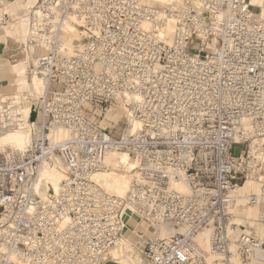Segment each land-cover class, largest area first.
<instances>
[{
    "label": "built area",
    "instance_id": "2783aa9c",
    "mask_svg": "<svg viewBox=\"0 0 264 264\" xmlns=\"http://www.w3.org/2000/svg\"><path fill=\"white\" fill-rule=\"evenodd\" d=\"M24 6L18 51L45 93L0 95V264H111L132 235L141 264L264 262V238L234 219L258 178L264 225V0ZM68 24L86 36L71 49ZM14 133L28 142L1 143ZM115 153L136 167L122 196L93 180ZM42 169L64 174L57 190L37 187Z\"/></svg>",
    "mask_w": 264,
    "mask_h": 264
},
{
    "label": "rangeland",
    "instance_id": "374dc122",
    "mask_svg": "<svg viewBox=\"0 0 264 264\" xmlns=\"http://www.w3.org/2000/svg\"><path fill=\"white\" fill-rule=\"evenodd\" d=\"M26 0H0V95H8V94H14L16 87L15 84L20 81H24L26 78H31L33 75V66L32 64L35 62V60H24L23 55L20 54V51H18V48L21 43L24 42V27L22 26V33H20V23L19 19L23 16V12L25 10L24 2ZM250 3L255 6L259 7L262 0H249ZM71 25L75 31L76 36L72 37L69 34H66L67 40L70 41V44L72 43L74 46L79 45L82 41L86 39V36L83 34L84 30L79 29L76 27V24H68ZM82 35H80L79 33ZM77 33L79 35H77ZM40 52H33V59L38 56ZM42 55V53L40 54ZM32 61V62H31ZM27 62V68H28V77L25 76L27 70L24 69L25 66L23 63ZM21 70L24 71V76L22 78H18V72ZM12 72L14 74H12ZM28 87H24V84H21L20 87H18V93L23 92ZM28 90V89H27ZM120 127V124H118ZM235 152H238V150H235ZM118 156V154H114ZM111 158V157H109ZM115 164V165H114ZM114 169L109 173L110 175H104L106 180H109L110 183H116L114 180L118 179V176L120 177L121 181L118 183L119 186L123 185L124 181H129V175H127L124 171V168L117 165L116 161L115 163L110 164ZM115 166V167H114ZM122 168V170H121ZM123 175H127L126 177ZM261 177H264V170L260 174ZM119 179V180H120ZM117 180V181H119ZM255 181V182H254ZM249 182L256 183L255 185H260L259 180L256 182V179L243 181L242 184L239 187H244ZM246 183V184H245ZM258 185V187H260ZM127 188V187H126ZM238 189V188H237ZM255 194L249 193L247 198H244L241 200V198L237 197V211L235 214V222L238 224V232L240 231H246L255 233L258 237L264 238V225H255V221L258 218V214L260 212V209H251L253 202H251L250 199H254ZM247 200V201H246ZM260 203V200H257ZM254 220V221H253ZM151 232H147L146 236L151 237ZM129 236V233H128ZM137 240V237L135 235L130 236L129 241ZM129 241L125 242V247L123 250V255L126 257V259L130 262V264H141V260L139 257L138 251L129 245ZM127 243V244H126ZM117 248V247H116ZM116 248L112 249L111 251H116ZM129 255L132 256V259H129ZM236 261V264H242L240 258ZM116 264V263H111ZM248 264V262H246ZM254 264V263H251ZM260 264H264V262H260Z\"/></svg>",
    "mask_w": 264,
    "mask_h": 264
},
{
    "label": "bare ground",
    "instance_id": "6f19581e",
    "mask_svg": "<svg viewBox=\"0 0 264 264\" xmlns=\"http://www.w3.org/2000/svg\"><path fill=\"white\" fill-rule=\"evenodd\" d=\"M26 1H27L28 5H31L35 2V0H26ZM147 1L150 4L157 5L159 7H164L166 5H172L174 3L179 2V0H147ZM20 25H21V28H22V26L24 27L23 23H20ZM64 30H65V36H64L65 37V39H64L65 44L69 49H71L72 46H74V45L72 43L70 44V41L67 40L66 34H69L70 36L72 35V37H74V36H76V31L71 25L66 26ZM172 30H173V21L170 20L166 26V29H165L166 35L168 38H170ZM21 33H22V29H21ZM78 33H77V35H79V34L82 35L81 33H79V34ZM23 36H25V27H24ZM35 62H36V60H35ZM35 62L33 63L34 65H35ZM23 65L25 66L24 69L27 70L25 76L28 77L27 62L23 63ZM18 76H19L18 78H22L24 76V71L21 70L20 72H18ZM21 84H24V87H28L27 88L28 90L25 89L23 92L18 93L17 90ZM15 87H16V90H15L16 96L31 95L33 97L40 98L45 93V83H44L43 79H41L39 76H36L34 73H33L31 78L28 77V78L24 79V81L17 82L15 84ZM28 140H29L28 134L14 133V134L4 135L1 143L8 145V146H14V147L20 148V147H22L23 144L28 142ZM115 154H118V153H115ZM109 157H111V158H109ZM115 161H116L117 165L124 168L125 173L127 175H129V177H128L129 181L125 180L123 185H121V186H119L120 184H118L121 181L119 176L117 179V180L120 179L119 181H117L116 179L114 180L116 183H110V181L106 180L105 176H104V175H106V173H107V175H110L109 173L114 169L110 164L115 163ZM104 163L109 169L105 172L95 174L93 176V180L96 181L100 185V187L107 192L113 193L117 196L124 195L127 192V189L129 188V184L131 182L133 172L136 169L135 163L131 160V158L126 153H119L118 156H116L114 154H110L109 156H107L104 159ZM122 168H121V170H122ZM260 172H262V169L260 170ZM127 175H123V176L126 177ZM258 177H260V175ZM63 178H64V174L59 170L42 169L38 174L37 187L39 189H42L43 191L46 189V187H49L52 190H57L59 183L63 180ZM257 181H258V178L256 179V182ZM254 182H249L247 184L245 183L246 185H244V187L243 186L239 187L235 193H236L237 197L241 198V200L244 198H247L249 193L250 194L254 193L255 197H256V201L251 203L252 204L251 209L256 210L257 208L258 209L261 208L262 202H261L260 198H258L259 188H260V187H258L259 184L255 185L256 183H254ZM257 200H260V203ZM257 210H256V212H257ZM255 225L258 226L259 224L255 223ZM163 236H161V237H163ZM208 238H209V232H204V233L200 234L196 239L197 243L199 244V247H201V249H203L204 251H208ZM125 242H127V241H124L121 245L117 246L116 251L110 250L107 253L106 258L110 263L130 264V262L123 255L122 249L126 246Z\"/></svg>",
    "mask_w": 264,
    "mask_h": 264
},
{
    "label": "water",
    "instance_id": "95a60500",
    "mask_svg": "<svg viewBox=\"0 0 264 264\" xmlns=\"http://www.w3.org/2000/svg\"><path fill=\"white\" fill-rule=\"evenodd\" d=\"M31 117H32V120H33V119H34V114H32V116H31Z\"/></svg>",
    "mask_w": 264,
    "mask_h": 264
},
{
    "label": "crops",
    "instance_id": "0c3cea01",
    "mask_svg": "<svg viewBox=\"0 0 264 264\" xmlns=\"http://www.w3.org/2000/svg\"><path fill=\"white\" fill-rule=\"evenodd\" d=\"M20 33H21V27H20ZM12 74H14V73L12 72Z\"/></svg>",
    "mask_w": 264,
    "mask_h": 264
}]
</instances>
